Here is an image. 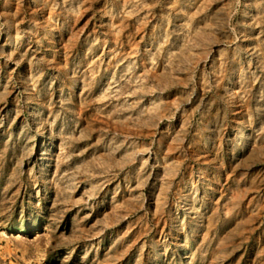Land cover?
Masks as SVG:
<instances>
[{
    "label": "rangeland",
    "instance_id": "374dc122",
    "mask_svg": "<svg viewBox=\"0 0 264 264\" xmlns=\"http://www.w3.org/2000/svg\"><path fill=\"white\" fill-rule=\"evenodd\" d=\"M0 264H264V0H0Z\"/></svg>",
    "mask_w": 264,
    "mask_h": 264
}]
</instances>
